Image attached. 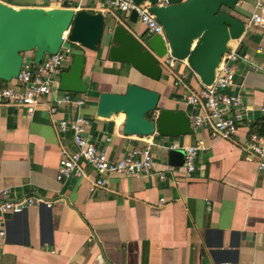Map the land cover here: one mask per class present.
Returning a JSON list of instances; mask_svg holds the SVG:
<instances>
[{"label":"crops","instance_id":"crops-1","mask_svg":"<svg viewBox=\"0 0 264 264\" xmlns=\"http://www.w3.org/2000/svg\"><path fill=\"white\" fill-rule=\"evenodd\" d=\"M1 1L15 7H59L55 0ZM253 10L254 0H242L231 13L247 22ZM108 17L120 24L122 15ZM126 27L148 38L143 26ZM112 44L106 40L97 51L85 49L83 79L89 90L81 113L92 122L86 135L107 148L112 160L153 141L152 172L107 175L106 187L96 192L90 191L96 175L87 165L89 178L58 181L62 149L73 153L77 148L71 134L59 133L54 119H69L74 112L53 117L49 99L33 116L22 107L0 105V192L10 190L12 199L35 196L54 202L52 208L35 205L26 214L6 215L0 264H264V173L245 150L253 126L264 119L263 30L254 28L234 42L240 54L250 57L236 70L234 91L241 94L245 116L231 139L215 138L209 128L177 138L127 136L124 114L98 119L101 93L125 94L130 84L142 87L140 79L151 81L150 90L161 95L159 110H181L189 117L201 111L186 101L189 91L202 85L188 65L177 64L154 81L113 62ZM34 59L35 53L26 55L28 62ZM180 75L184 84L176 86ZM197 145L196 171L186 177L184 166L170 163L169 152Z\"/></svg>","mask_w":264,"mask_h":264},{"label":"water","instance_id":"water-1","mask_svg":"<svg viewBox=\"0 0 264 264\" xmlns=\"http://www.w3.org/2000/svg\"><path fill=\"white\" fill-rule=\"evenodd\" d=\"M146 1L154 4L151 12L163 26L168 46L162 36L141 39L120 24L113 31L109 29L114 41L109 48L110 59L130 65L146 78L160 81L164 71L158 58L165 57L169 47L172 55L185 61L202 84L212 85L230 42L240 40L245 33V22L231 13L242 0H164V6L158 5L160 0H135L137 4ZM129 21L138 24L136 11H132ZM105 31L106 18L102 13L76 12L70 8L15 7L0 0V80L8 83L17 79L30 52L35 53L36 65L46 54H57L67 35L69 42L97 51L107 40ZM85 64L84 55L74 57L69 70L61 75V91L88 93L89 85L83 79ZM160 100L158 92L130 84L125 94L101 93L96 117L108 120L124 114L127 136L158 134L177 138L192 134L187 113L159 110ZM157 110L158 117L150 120L147 115ZM184 158L183 150L169 152L174 166H183Z\"/></svg>","mask_w":264,"mask_h":264},{"label":"built area","instance_id":"built-area-1","mask_svg":"<svg viewBox=\"0 0 264 264\" xmlns=\"http://www.w3.org/2000/svg\"><path fill=\"white\" fill-rule=\"evenodd\" d=\"M55 2L58 8H70L76 12L102 13L105 18L120 14L122 17L117 18V21L125 27V21L129 20L132 11H136L138 24L144 27L147 37L162 36L167 43L163 26L151 12L154 4L148 1L139 4L135 0H55ZM165 4L164 0H160L158 5L164 6ZM254 28H261L264 32V0H254V10L249 20L245 22L244 35ZM249 57L248 54H240L238 46L229 45V51L224 55L217 69L214 83L210 86L202 84L200 88L189 91L186 98L187 104L201 110L190 117L193 129L209 128L212 136L222 139H231L238 134L239 124L245 115L241 94L234 91L235 77L238 63ZM73 59L74 49L69 45L67 35L57 54H46L38 65L26 60L17 79L8 84L0 82V105L19 106L25 109L29 116H33L43 101L49 99L51 100L49 111L53 117L61 111L72 110L74 112L73 117L69 119H54L59 133L61 135L71 134L77 148L73 153L62 149L58 181L89 178L85 165L90 167L96 175L90 186L91 192L106 187L105 177L107 175L136 177L150 174L155 165L153 141L150 140L146 146L130 151L122 159L112 160L108 156L107 148L97 145L87 137L86 133L92 122L81 113L86 104L85 97L59 89L61 75ZM158 60L163 71L174 70L178 62L187 65L185 61L176 59L169 47L167 55ZM183 84L184 76L176 77L175 85ZM107 141L110 142V139ZM200 149V145L184 148L183 166L186 177H190L196 171V160ZM245 150L249 154L248 160L257 162L259 170L264 173V136H251L245 143ZM173 169L169 167V170ZM160 179L163 181L166 176L160 174ZM10 196L8 189L0 192V240H4L7 235L6 215L21 214L35 205L52 208L54 204L43 197L30 196L12 199ZM161 201L164 202V199Z\"/></svg>","mask_w":264,"mask_h":264},{"label":"rangeland","instance_id":"rangeland-1","mask_svg":"<svg viewBox=\"0 0 264 264\" xmlns=\"http://www.w3.org/2000/svg\"><path fill=\"white\" fill-rule=\"evenodd\" d=\"M126 25L129 26L130 28L133 27V28H137L139 26V24H134V23H131L129 20L128 21H125ZM120 24H116L115 20L112 18V17H107L106 18V35H107V40H109V42H113L112 39V36H111V33L109 31V29H112V31L116 28V26H118ZM109 28V29H108ZM128 28V27H127ZM108 31V32H107ZM110 33V34H109ZM136 35V34H135ZM138 37V36H137ZM69 45H71V47L74 49V57L78 54H82L84 56H86V52H85V49L80 46V45H76L72 42H69ZM102 46V45H101ZM181 62H178V64H180ZM72 65V63L70 64V66ZM69 66V67H70ZM8 84V83H7ZM138 84L139 85H142V87L144 86L145 88L147 89H150V88H153V83H151V81H149L148 79H140V81H138Z\"/></svg>","mask_w":264,"mask_h":264},{"label":"trees","instance_id":"trees-1","mask_svg":"<svg viewBox=\"0 0 264 264\" xmlns=\"http://www.w3.org/2000/svg\"><path fill=\"white\" fill-rule=\"evenodd\" d=\"M146 33L143 35L144 37H146ZM0 82L2 84H5L6 82H4L3 80H0ZM154 113L155 112H150L147 117L152 120L154 117ZM251 135H257V136H264V119H262L261 121H259L258 123H256L251 131Z\"/></svg>","mask_w":264,"mask_h":264},{"label":"bare ground","instance_id":"bare-ground-1","mask_svg":"<svg viewBox=\"0 0 264 264\" xmlns=\"http://www.w3.org/2000/svg\"><path fill=\"white\" fill-rule=\"evenodd\" d=\"M234 42H235V41H231L229 45H232V44H234Z\"/></svg>","mask_w":264,"mask_h":264}]
</instances>
